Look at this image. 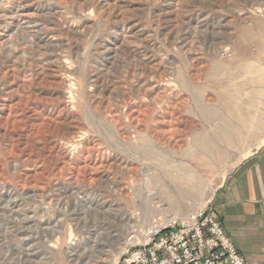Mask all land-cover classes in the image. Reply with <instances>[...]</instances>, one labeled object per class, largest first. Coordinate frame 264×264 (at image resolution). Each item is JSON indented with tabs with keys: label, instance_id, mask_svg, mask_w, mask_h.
Listing matches in <instances>:
<instances>
[{
	"label": "rangeland",
	"instance_id": "374dc122",
	"mask_svg": "<svg viewBox=\"0 0 264 264\" xmlns=\"http://www.w3.org/2000/svg\"><path fill=\"white\" fill-rule=\"evenodd\" d=\"M263 144L264 0H0V264H122Z\"/></svg>",
	"mask_w": 264,
	"mask_h": 264
},
{
	"label": "built area",
	"instance_id": "2783aa9c",
	"mask_svg": "<svg viewBox=\"0 0 264 264\" xmlns=\"http://www.w3.org/2000/svg\"><path fill=\"white\" fill-rule=\"evenodd\" d=\"M132 239L122 264H248L209 207L187 224L154 220Z\"/></svg>",
	"mask_w": 264,
	"mask_h": 264
},
{
	"label": "crops",
	"instance_id": "0c3cea01",
	"mask_svg": "<svg viewBox=\"0 0 264 264\" xmlns=\"http://www.w3.org/2000/svg\"><path fill=\"white\" fill-rule=\"evenodd\" d=\"M209 209L248 264H264V144L244 158Z\"/></svg>",
	"mask_w": 264,
	"mask_h": 264
},
{
	"label": "bare ground",
	"instance_id": "6f19581e",
	"mask_svg": "<svg viewBox=\"0 0 264 264\" xmlns=\"http://www.w3.org/2000/svg\"><path fill=\"white\" fill-rule=\"evenodd\" d=\"M99 249V248H98ZM98 251V250H97ZM100 251V250H99ZM101 252V251H100ZM92 254V253H91ZM94 254V253H93Z\"/></svg>",
	"mask_w": 264,
	"mask_h": 264
}]
</instances>
